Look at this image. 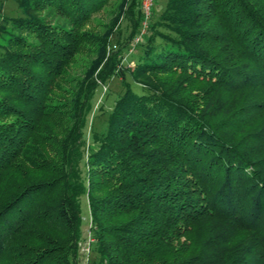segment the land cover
<instances>
[{"label": "trees", "instance_id": "16d2710c", "mask_svg": "<svg viewBox=\"0 0 264 264\" xmlns=\"http://www.w3.org/2000/svg\"><path fill=\"white\" fill-rule=\"evenodd\" d=\"M4 1L0 264H264V0Z\"/></svg>", "mask_w": 264, "mask_h": 264}, {"label": "rangeland", "instance_id": "374dc122", "mask_svg": "<svg viewBox=\"0 0 264 264\" xmlns=\"http://www.w3.org/2000/svg\"><path fill=\"white\" fill-rule=\"evenodd\" d=\"M157 1L158 2L160 1V4H164L162 0H154V4ZM119 2L120 0L112 1V3L115 5L116 3ZM2 6H3L2 13L6 17H17L20 13L17 6V0H6L2 3ZM110 8L107 11L108 13L101 12L94 16L96 26L109 24L110 21L115 17V15L112 12H110V10H112ZM98 26L97 28L99 29L100 26L99 27ZM119 28L120 30H122L121 41H124L128 37V34L130 33V24L125 19H122L120 21ZM5 30L10 31L12 30V27L9 25L5 28ZM115 38L117 37H114V39ZM7 39H8L7 34L4 33L0 34V45L6 44ZM132 59L133 58L129 57L127 61H125V63L133 62ZM133 63H131L130 66L133 65ZM122 89L123 87L121 81L117 77L113 79L112 83L108 86V88H104L98 91L94 101V105H95L94 110L89 118L88 127L86 129V136L88 140L93 131L103 132L105 130L109 112L113 108L115 101L120 96ZM135 90L140 92V88L136 86H135ZM82 206H83V217H84L83 238H87V236L91 234V219H90L89 206L86 198H83Z\"/></svg>", "mask_w": 264, "mask_h": 264}, {"label": "built area", "instance_id": "2783aa9c", "mask_svg": "<svg viewBox=\"0 0 264 264\" xmlns=\"http://www.w3.org/2000/svg\"><path fill=\"white\" fill-rule=\"evenodd\" d=\"M143 11L145 14V22H144V30L142 35L145 33V30L148 26V22L151 18L152 8L154 5V0H143ZM140 38L135 40V43H138ZM131 65L130 67H133ZM94 239L92 235L89 234L87 238H84L83 241L80 243V264H91L92 261V246L94 244Z\"/></svg>", "mask_w": 264, "mask_h": 264}]
</instances>
